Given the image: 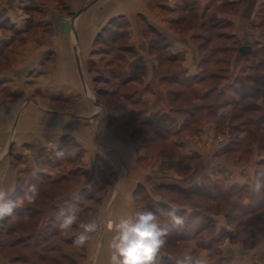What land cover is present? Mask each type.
Returning a JSON list of instances; mask_svg holds the SVG:
<instances>
[{
  "label": "crops",
  "instance_id": "obj_1",
  "mask_svg": "<svg viewBox=\"0 0 264 264\" xmlns=\"http://www.w3.org/2000/svg\"><path fill=\"white\" fill-rule=\"evenodd\" d=\"M30 14L35 15L31 18ZM117 26L124 27L126 50L135 53V68L142 72V85L136 92L138 101L145 102L146 121L164 116L172 123L174 130L168 136L185 159L195 156L191 141L206 137L202 132H189V122H183L187 115L197 124L195 132L202 128L209 135V131H218L214 120L232 102L230 108L240 112L230 117L258 110L263 115L251 117L247 123L263 124L264 0H0V152L5 153L0 159V186L15 194L11 198L17 201L29 182L39 177L55 185L63 183L65 174L59 179L54 176L64 165L68 174L91 171L99 162L108 165L114 179L90 218L100 225L77 264H92L93 259L107 264L108 242L114 235L109 222L142 208L137 200L140 191L157 196L160 190L169 189L184 198L199 196L208 203L172 198V205L180 209L177 214L186 220L183 232L198 226L188 238L168 223L170 239H197L194 257L207 256L209 264H264L263 232L248 230L249 248L241 241L231 243L235 234H227L234 219L243 223L261 213L264 196L255 197L251 184L253 173L264 169V146L252 144L240 155L237 146L217 148L212 154L217 160L210 165L205 162L209 152L202 151L199 166L180 176L176 169L180 160L161 169L145 145L109 132L98 117L66 114L56 108L60 96L74 97L81 91L83 62L93 61L97 55L100 31ZM243 45L252 48L249 54L238 52ZM164 51L168 66L160 64L158 54ZM165 81L174 88L165 90L160 86ZM187 94L196 98L192 107L214 109L211 117L216 118L196 119V114H188L190 109L183 106L189 101ZM57 151L65 155L57 157ZM233 153L239 156L229 160ZM81 190L74 186L66 194ZM235 195L238 204L232 203V213L225 212V204ZM213 249L221 254L213 255Z\"/></svg>",
  "mask_w": 264,
  "mask_h": 264
},
{
  "label": "rangeland",
  "instance_id": "obj_2",
  "mask_svg": "<svg viewBox=\"0 0 264 264\" xmlns=\"http://www.w3.org/2000/svg\"><path fill=\"white\" fill-rule=\"evenodd\" d=\"M30 15L32 18L35 14ZM116 22H118V20ZM121 22H118V24H122ZM55 34L56 30H54V35ZM97 42V55L93 56V61L83 62L82 70H84V76L82 73L81 91L75 94L74 97L60 96L58 100L53 98L59 101V103H54L59 112L64 111L66 114L80 112L83 116L92 119L98 117L100 122H103L105 127L110 130L109 132L128 136L132 138L134 142H138L139 145H145L149 157L151 156V159L159 160L161 169L168 167L170 161L174 166L175 159L180 160L176 168L178 172L177 175L180 176L189 175L195 165L198 164L197 166H199L201 159L198 155L202 151L209 152L207 157L209 161L205 158V162L206 165L207 163L210 165L212 161L217 160V157L212 156L217 148L218 150H222L227 146L231 148L237 146L240 155L244 153L243 151L246 147L250 148L252 144L256 145L257 143L260 146H264V122L258 126L249 125L247 123L251 117L262 116L263 112L261 111L248 112L247 114H243L242 117H230L231 114L239 113L240 109L229 107L225 108L224 115H219L215 120L213 118L215 116L212 115L213 117H211V113L206 115L207 111L194 112V114H196V119L200 117H209L216 121L218 124V131H209V136L206 132L202 131V128L201 131L195 132L198 130L196 128L197 124L191 125L192 127L189 129L191 134H200L202 132L200 135L206 136L207 138H194V140L191 141V148H193L192 151L195 156H192L193 158H189V160L185 159L182 150L176 147V143H172L173 141L170 139L171 136L165 137L164 139V137L160 138L161 135L159 136L153 133L159 126L168 128V130L159 129L162 135L165 132L168 134L170 132L172 133L174 130L172 125L157 122L151 125H143L147 116L143 114L145 102L140 98L138 101V93L136 92L142 85V72L135 68L137 64L135 53L131 52L133 54L130 55L126 50L128 36L124 27L121 26L118 28L117 26L116 29L108 30L107 32L101 30L97 37ZM100 42L104 43L100 44ZM217 45L219 46L218 43ZM150 51L149 49L148 52L150 53ZM106 54H108V56H106ZM158 55H161L159 58L160 64L168 66V64L165 63V56H167L166 51ZM219 67H223V65H219L218 68ZM216 68V65L212 66L214 71ZM212 83L215 85L216 82L212 81ZM160 86L165 90L174 88V86H170L167 81L161 82ZM184 93L185 92H182V96ZM182 96H179L178 99H181ZM170 99H172V96H167L169 102ZM185 99H183V101ZM188 99L189 101L183 106L193 110L194 107L192 106L195 104L194 99L196 98L188 96ZM73 106L74 110L72 108ZM97 108L100 109L99 113L96 111ZM109 120H113V123L109 124ZM184 121L190 122L191 120L189 117H185L183 122ZM108 125L111 126L108 127ZM181 132H183L182 134H186L187 130H182ZM182 134L178 135V137ZM244 134L246 135L244 139L238 138V136L240 137ZM146 135H149L150 138L144 139ZM214 145L218 146L214 147ZM261 154L264 155V153ZM238 156L233 153L232 157L228 159H237ZM90 170L91 171L85 170L84 173H82L84 170H77L78 172L76 171L68 174V166L64 165L54 176V178L59 179L60 176H63L62 174H65V181L60 185L50 183L49 179L46 177H39L36 181L29 182V184H35L39 187L40 196L36 203L32 205L23 202L22 196L24 192L21 196L17 197L19 199V201L17 199L19 206L15 211L20 216L23 215V212H28V219H17L16 216L6 217L3 220V222L5 221L4 225L0 221V264H77L83 259L84 247H77L73 242L75 239L73 234L78 228L73 226L72 230L61 232L57 228L56 214L61 208L71 207L76 210L80 220L88 221L94 216L93 211L100 205L101 197L106 193L108 186H110L114 178L110 174L108 165H104L103 163H97L96 167H92ZM171 172H174V168ZM195 181H198V178H194V182ZM74 186H80L82 190L78 191L76 195L66 194ZM25 190L26 189H24V191ZM176 191L184 192L178 189ZM14 195L12 197H14ZM243 196L249 197V195L245 194H243ZM77 197L79 198L77 199ZM236 197L237 195L231 199L229 204H225V212L228 211L232 213V203L238 204ZM172 198L179 201L192 199L203 204H208L206 200L199 196L191 195L184 198V195L176 194L170 189L169 191L160 190L157 196L146 195L145 191H140L137 194V200L141 202L140 207H146L153 211H156L157 208H165L170 204L172 205ZM258 198L260 197L257 196L256 202ZM228 200L229 196L227 201ZM184 201H182L183 204ZM186 203L187 202H185V204ZM260 208L261 213L255 217H250V219L248 218L249 221L242 223L244 220L239 221L238 219H234L230 224L229 231H227V234H235V236L229 240L231 243L241 241L244 248H249L251 243L247 239L248 230L250 229L249 232L258 230L264 233V205L262 204ZM238 212L240 213V211ZM227 217L228 216H226V218ZM162 220L164 223L165 221L163 218ZM247 223H249V225ZM99 225L100 224H98V227ZM183 226L178 227L177 233L182 236L186 234L184 236L189 238L190 234L196 230L198 225H194L189 233L183 232ZM252 228H254V230ZM169 233V236H171L172 230L169 231ZM245 239L246 241H244ZM197 242V239L189 241L185 239V237L181 239L172 237L170 239V237H168V242L161 251V264H174L175 259L189 252L193 253L194 256L196 249H198L196 246ZM216 251V249H213V255L218 256L221 254V252Z\"/></svg>",
  "mask_w": 264,
  "mask_h": 264
},
{
  "label": "clouds",
  "instance_id": "obj_3",
  "mask_svg": "<svg viewBox=\"0 0 264 264\" xmlns=\"http://www.w3.org/2000/svg\"><path fill=\"white\" fill-rule=\"evenodd\" d=\"M96 111L99 113L100 109L97 108ZM4 155L5 153L0 152V159ZM56 155L63 157L65 153L57 151ZM251 191L257 195H264V169L253 173ZM11 196V191L0 186V221L13 216L17 219H28V212H23L22 216L16 213L19 203ZM39 196L40 189L33 184L24 191L22 200L32 205ZM129 199L131 201V197ZM179 211L177 206L171 204L165 208H157L156 211L142 207L135 209L126 217H121L118 222L110 221L108 227L114 235L108 242L110 257L107 264H161V251L170 235L168 223L174 227H182L185 223L184 216L177 214ZM56 221L61 232H68L73 226L80 230L75 234L73 241L77 247H85L98 228L96 219L80 220L76 210L71 207L61 208L56 214ZM92 264H97L95 259L92 260ZM174 264H209V260L207 256L194 257L189 252L175 259Z\"/></svg>",
  "mask_w": 264,
  "mask_h": 264
},
{
  "label": "trees",
  "instance_id": "obj_4",
  "mask_svg": "<svg viewBox=\"0 0 264 264\" xmlns=\"http://www.w3.org/2000/svg\"><path fill=\"white\" fill-rule=\"evenodd\" d=\"M232 105H234L232 102L230 103H228L227 104V106H225L226 108H228V107H231ZM221 107V106H220ZM218 108V107H217ZM194 110V111H193ZM193 110H190V111H187V113L188 114H190V113H193L194 114V112H196V113H198L199 111H202V110H204V111H210V113L211 112H213V111H215L214 109H211V108H208V109H205L204 107H195ZM218 109H216V111H217ZM187 117H188V115H187ZM166 118L164 117V116H161V117H159L158 119H154V120H150V121H146L147 119L145 118V121H144V123H143V125H151V124H154V123H163V124H170V125H172V123H170V122H168V120H165ZM160 120V121H159ZM165 122H168V123H165ZM108 123L110 124V123H113V120H109L108 121ZM196 122L195 121H190L189 122V124H187L186 125V127H192L191 125H193V124H195ZM142 125V126H143ZM255 125H257V124H254V126ZM159 129H166V130H168V128L167 127H163V126H159V128H157V130H155V131H153V133L154 134H156V135H161V138L162 137H167L168 136V133H164L163 135H162V132L159 130ZM190 129V128H189ZM198 129V128H197ZM160 132V133H159ZM171 133V132H170ZM169 133V134H170ZM5 222V221H4ZM4 222H3V220L1 221V223L4 225ZM2 227V226H1Z\"/></svg>",
  "mask_w": 264,
  "mask_h": 264
},
{
  "label": "water",
  "instance_id": "obj_5",
  "mask_svg": "<svg viewBox=\"0 0 264 264\" xmlns=\"http://www.w3.org/2000/svg\"><path fill=\"white\" fill-rule=\"evenodd\" d=\"M82 11L80 10L79 12H77L75 15L78 16ZM252 48L248 45H243L238 49V52L241 55H247L251 52Z\"/></svg>",
  "mask_w": 264,
  "mask_h": 264
}]
</instances>
